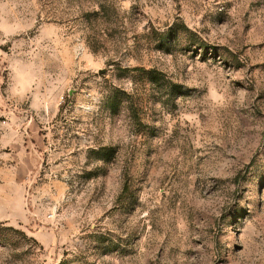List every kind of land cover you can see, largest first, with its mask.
<instances>
[{
  "label": "rangeland",
  "instance_id": "374dc122",
  "mask_svg": "<svg viewBox=\"0 0 264 264\" xmlns=\"http://www.w3.org/2000/svg\"><path fill=\"white\" fill-rule=\"evenodd\" d=\"M0 264H264V0H0Z\"/></svg>",
  "mask_w": 264,
  "mask_h": 264
}]
</instances>
